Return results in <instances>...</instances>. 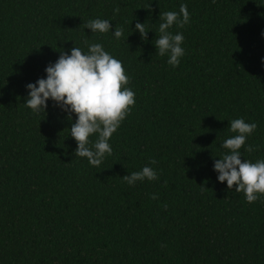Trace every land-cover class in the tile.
Instances as JSON below:
<instances>
[{"label":"trees","instance_id":"obj_1","mask_svg":"<svg viewBox=\"0 0 264 264\" xmlns=\"http://www.w3.org/2000/svg\"><path fill=\"white\" fill-rule=\"evenodd\" d=\"M181 4L174 68L154 43ZM98 18L123 38L82 26ZM85 40L122 61L136 98L99 167L75 156V114L24 104ZM238 118L257 125L242 160H264V0H0V264H264V196L249 203L214 171ZM144 166L159 180L122 179Z\"/></svg>","mask_w":264,"mask_h":264},{"label":"clouds","instance_id":"obj_2","mask_svg":"<svg viewBox=\"0 0 264 264\" xmlns=\"http://www.w3.org/2000/svg\"><path fill=\"white\" fill-rule=\"evenodd\" d=\"M190 19L186 4H181L179 13L164 12L159 18V37L154 44L159 55H167V63L174 68L179 66L185 55L184 35L182 32L173 34L169 29L173 26L183 28L190 23ZM82 26L90 29L93 35L111 33L117 40L124 35L120 26L112 31L110 20L98 18ZM135 30L147 40L149 31H146V24L137 22ZM84 43L87 51L75 46L70 54L62 52L58 61L46 68V78L27 85L29 96L24 104L34 115H39L46 112L51 100L68 114L70 121L75 114V122L70 128V136L78 145L75 156L85 158L93 167H99L106 156L112 155L110 140L130 115L136 98L135 92L128 86L130 79L122 61L106 51L101 43H89L87 40ZM229 122V128L235 135L223 141L221 147L225 152L214 161V171L221 184L226 182L228 189L243 193L246 201L253 203L264 196V160L255 163L242 160L240 150L253 151V147L246 142L257 125L243 118ZM150 164L156 165L157 161L153 159ZM122 179L129 186H135L145 180L158 181L159 175L154 167L144 166Z\"/></svg>","mask_w":264,"mask_h":264}]
</instances>
